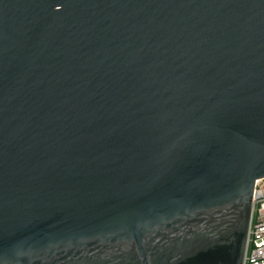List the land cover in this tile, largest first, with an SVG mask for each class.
I'll return each instance as SVG.
<instances>
[{"label": "water", "instance_id": "water-1", "mask_svg": "<svg viewBox=\"0 0 264 264\" xmlns=\"http://www.w3.org/2000/svg\"><path fill=\"white\" fill-rule=\"evenodd\" d=\"M264 178V0H0V264H243Z\"/></svg>", "mask_w": 264, "mask_h": 264}, {"label": "built area", "instance_id": "built-area-1", "mask_svg": "<svg viewBox=\"0 0 264 264\" xmlns=\"http://www.w3.org/2000/svg\"><path fill=\"white\" fill-rule=\"evenodd\" d=\"M243 264H264V178L254 184Z\"/></svg>", "mask_w": 264, "mask_h": 264}]
</instances>
